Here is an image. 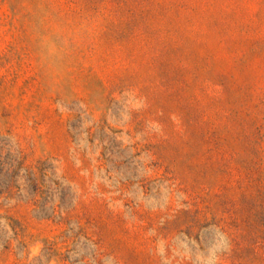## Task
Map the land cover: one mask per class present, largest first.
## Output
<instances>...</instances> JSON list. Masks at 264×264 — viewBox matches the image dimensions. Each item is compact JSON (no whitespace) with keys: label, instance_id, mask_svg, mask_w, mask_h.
Masks as SVG:
<instances>
[{"label":"rangeland","instance_id":"374dc122","mask_svg":"<svg viewBox=\"0 0 264 264\" xmlns=\"http://www.w3.org/2000/svg\"><path fill=\"white\" fill-rule=\"evenodd\" d=\"M0 264H264V0H0Z\"/></svg>","mask_w":264,"mask_h":264}]
</instances>
